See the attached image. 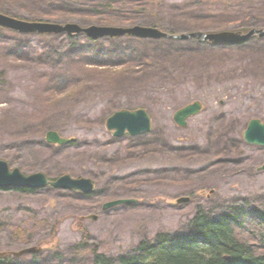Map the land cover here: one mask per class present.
I'll return each mask as SVG.
<instances>
[{"label": "rangeland", "instance_id": "obj_1", "mask_svg": "<svg viewBox=\"0 0 264 264\" xmlns=\"http://www.w3.org/2000/svg\"><path fill=\"white\" fill-rule=\"evenodd\" d=\"M207 1L119 0L94 13L68 0H0V10L81 25L160 23L176 32L264 27V0ZM63 6L68 11L57 14ZM196 43L0 27V158L27 174L96 183L88 195L51 186L0 190V251L44 246L13 264H92L94 249L117 257L159 232L189 233L199 208L214 215L242 206L243 221L255 222L264 210V146L248 143L243 131L252 118L264 121V39ZM197 99L209 100L205 110L187 127L175 124V112ZM124 108L147 109L152 131L115 137L106 120ZM49 129L74 141L52 145ZM181 196L191 200L179 204ZM121 198L135 201L103 209Z\"/></svg>", "mask_w": 264, "mask_h": 264}, {"label": "water", "instance_id": "obj_2", "mask_svg": "<svg viewBox=\"0 0 264 264\" xmlns=\"http://www.w3.org/2000/svg\"><path fill=\"white\" fill-rule=\"evenodd\" d=\"M0 25L5 26L10 29L18 30L24 33H60L68 32L71 35H76L77 33L86 32L92 37L98 38L101 36H111L118 37L125 34L140 36V37H173V38H197L199 40H211L214 42H239L248 39L249 37L259 34L264 36V29H252L249 33L243 32H219L213 34H206L203 32L180 34V35H170L167 32L162 31L159 28L135 25L132 27H119V26H100L91 25L89 27H83L78 23H56V22H31L11 17L7 14L0 12ZM202 108L200 102H195L177 111L175 114V120L180 125H187L186 119L198 113ZM109 129H115V135L121 136L129 130L132 134H141L145 131L151 129V117L145 109L138 110H122L116 112L112 117L108 119ZM246 139L251 143H259L264 145V124L258 120L254 119L250 122L248 129L245 132ZM47 139L52 143H66L68 140L62 137L56 131H50L47 134ZM264 168V166L262 167ZM49 183V178L43 174H33L27 176L19 169L11 171L9 165L6 161L0 160V186L1 187H11V186H29V187H41ZM55 186L64 188H81L85 192H91L94 188V184L91 179H73L70 175H65L61 177L58 181L53 182ZM189 200L188 197L181 198L179 202ZM133 199H121L108 202L105 207L110 208L115 205L132 202ZM41 247L32 246L24 248L20 251L13 252L15 256H21L25 253L39 252ZM6 253L1 252L0 255L4 256Z\"/></svg>", "mask_w": 264, "mask_h": 264}, {"label": "trees", "instance_id": "obj_3", "mask_svg": "<svg viewBox=\"0 0 264 264\" xmlns=\"http://www.w3.org/2000/svg\"><path fill=\"white\" fill-rule=\"evenodd\" d=\"M81 1L94 6L90 7L91 11L99 13L118 0ZM59 11L67 10L61 8ZM79 12L76 10L74 15L79 16ZM22 189L19 190L33 191L31 188ZM244 213V209L234 207L232 211L212 215L200 208L189 233L160 232L152 240H142L137 249L118 259L95 251L93 264H264V213L258 244L243 240L235 231V226L242 224ZM12 260V257L0 258V264H13Z\"/></svg>", "mask_w": 264, "mask_h": 264}, {"label": "bare ground", "instance_id": "obj_4", "mask_svg": "<svg viewBox=\"0 0 264 264\" xmlns=\"http://www.w3.org/2000/svg\"><path fill=\"white\" fill-rule=\"evenodd\" d=\"M102 25H104V24H102ZM2 159V158H1ZM24 172V171H23ZM28 174H30V173H28ZM23 190V189H22ZM127 203V202H126Z\"/></svg>", "mask_w": 264, "mask_h": 264}]
</instances>
